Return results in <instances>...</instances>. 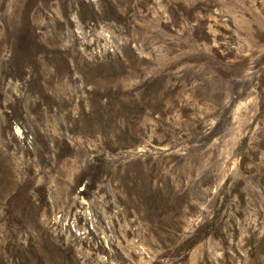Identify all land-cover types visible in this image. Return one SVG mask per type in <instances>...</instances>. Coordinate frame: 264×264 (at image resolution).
I'll use <instances>...</instances> for the list:
<instances>
[{
	"label": "rangeland",
	"instance_id": "rangeland-1",
	"mask_svg": "<svg viewBox=\"0 0 264 264\" xmlns=\"http://www.w3.org/2000/svg\"><path fill=\"white\" fill-rule=\"evenodd\" d=\"M0 264H264V0H0Z\"/></svg>",
	"mask_w": 264,
	"mask_h": 264
}]
</instances>
